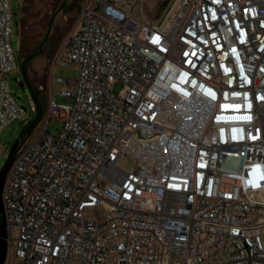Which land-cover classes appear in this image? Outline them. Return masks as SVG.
Masks as SVG:
<instances>
[{"label": "built area", "instance_id": "obj_1", "mask_svg": "<svg viewBox=\"0 0 264 264\" xmlns=\"http://www.w3.org/2000/svg\"><path fill=\"white\" fill-rule=\"evenodd\" d=\"M145 3L86 0L51 58L78 74L6 176L5 264H264V0ZM14 16L0 0V133L28 117Z\"/></svg>", "mask_w": 264, "mask_h": 264}, {"label": "rangeland", "instance_id": "obj_2", "mask_svg": "<svg viewBox=\"0 0 264 264\" xmlns=\"http://www.w3.org/2000/svg\"><path fill=\"white\" fill-rule=\"evenodd\" d=\"M56 0H12V9L15 13L13 22V35L12 41L19 60L22 61L27 56L29 51H33L36 48L39 40L43 36L46 23L50 18L51 13L56 10ZM173 0H146L145 3V15L151 23L159 22L167 11L168 7ZM59 4L62 0H58ZM86 0H64L62 5L55 11L53 15V23L57 21L61 25H66L69 28L73 26L81 11L85 6ZM48 45L50 48H54L56 41L52 38L49 39ZM35 62L42 61V58L36 57ZM25 71H29L28 63L24 66ZM78 74V69L69 67H58L55 72L54 81L56 84V77H74ZM11 84V90L15 98L18 100L22 97V100H18L20 105L28 109V117L24 120L12 123L0 133V171L11 148L15 142L21 138L22 142L19 147V151L26 145L34 141L42 132L47 116L48 106L47 99L45 97L40 101L41 113L37 116L36 112H33L28 108V99L30 95L25 92L21 83L24 79L22 67L19 71L10 73L8 75ZM59 86V85H58ZM55 91L61 90V87L55 86ZM121 86H117L116 90L119 91ZM60 99V97L58 96ZM31 131L27 134L28 129ZM62 129V124L57 119H52L49 123L47 132L50 135H58ZM119 166L126 171H130L135 162L127 157H121L119 159ZM85 218H96L99 223L104 220V211L99 208L87 209L84 213Z\"/></svg>", "mask_w": 264, "mask_h": 264}, {"label": "crops", "instance_id": "obj_3", "mask_svg": "<svg viewBox=\"0 0 264 264\" xmlns=\"http://www.w3.org/2000/svg\"><path fill=\"white\" fill-rule=\"evenodd\" d=\"M63 2L64 0H62V2L59 4L58 0L55 1V5L57 6L56 10L62 5ZM55 11L51 13L50 18L46 23L43 36L36 45L35 50L29 51L27 56L24 57L22 61L19 60L20 68L22 67L24 74V79L21 85L25 89V92L35 99L38 106L37 116H39L41 113L40 101L43 97L47 99L48 106V99L50 96H55L57 98L59 96L60 90L55 91L54 88L55 86L59 87L60 85L55 83V76L52 79L49 78L48 65L58 46L60 45L61 40L71 29V27L69 28L66 25L63 26L57 21L53 23V15L55 14ZM50 38L56 41L54 48H50L48 45ZM39 56L42 58V61L37 63L35 62V58ZM26 63H28L30 69L29 71L24 70Z\"/></svg>", "mask_w": 264, "mask_h": 264}, {"label": "water", "instance_id": "obj_4", "mask_svg": "<svg viewBox=\"0 0 264 264\" xmlns=\"http://www.w3.org/2000/svg\"><path fill=\"white\" fill-rule=\"evenodd\" d=\"M18 100H22L21 97L18 98ZM32 127L26 131L28 134L31 131ZM22 142V139L19 138L13 147L11 148L10 154L8 155V158L6 160V163L2 167L0 171V215L2 216V221L0 222V264H5L6 257H7V227L4 219V210L2 206V192L4 183L6 180V176L8 174V171L10 167L12 166L13 162L15 161V158L17 156V153L19 151V146Z\"/></svg>", "mask_w": 264, "mask_h": 264}, {"label": "trees", "instance_id": "obj_5", "mask_svg": "<svg viewBox=\"0 0 264 264\" xmlns=\"http://www.w3.org/2000/svg\"><path fill=\"white\" fill-rule=\"evenodd\" d=\"M2 221V216L0 215V222Z\"/></svg>", "mask_w": 264, "mask_h": 264}, {"label": "flooded vegetation", "instance_id": "obj_6", "mask_svg": "<svg viewBox=\"0 0 264 264\" xmlns=\"http://www.w3.org/2000/svg\"><path fill=\"white\" fill-rule=\"evenodd\" d=\"M21 145V144H20ZM20 147V146H19Z\"/></svg>", "mask_w": 264, "mask_h": 264}]
</instances>
